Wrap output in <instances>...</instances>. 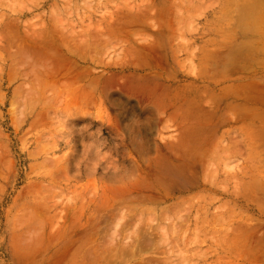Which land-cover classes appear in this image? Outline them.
I'll list each match as a JSON object with an SVG mask.
<instances>
[{"label":"rangeland","instance_id":"1","mask_svg":"<svg viewBox=\"0 0 264 264\" xmlns=\"http://www.w3.org/2000/svg\"><path fill=\"white\" fill-rule=\"evenodd\" d=\"M0 264H264V0H0Z\"/></svg>","mask_w":264,"mask_h":264},{"label":"bare ground","instance_id":"2","mask_svg":"<svg viewBox=\"0 0 264 264\" xmlns=\"http://www.w3.org/2000/svg\"><path fill=\"white\" fill-rule=\"evenodd\" d=\"M229 120H230V118H229ZM239 121V120H238Z\"/></svg>","mask_w":264,"mask_h":264}]
</instances>
